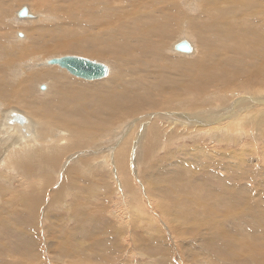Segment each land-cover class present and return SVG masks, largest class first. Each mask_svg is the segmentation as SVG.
<instances>
[{
	"label": "bare ground",
	"instance_id": "obj_1",
	"mask_svg": "<svg viewBox=\"0 0 264 264\" xmlns=\"http://www.w3.org/2000/svg\"><path fill=\"white\" fill-rule=\"evenodd\" d=\"M58 1L55 4L54 1L52 3L49 0L51 3L43 5L46 0H0V37H2V39L0 38V86L11 85L16 94H12L11 90L9 91L10 94L18 96V98L11 96L9 99L10 97L6 96L8 92L5 94L6 91L3 89L4 93L2 94L0 91V116H4L2 110L6 111L4 113L6 115L10 111L18 113L24 111L37 122L36 132L34 129L35 133L31 137L28 136V139L20 136L21 131L19 135H15L14 132H11L12 130L8 129V125L5 127L0 124V162L5 165L18 166L22 172L24 167L31 163H35L38 168L40 166L46 168L48 165L61 161L60 156L69 150H89L91 148L92 150L93 148L99 150L101 148L99 141L94 142L96 134L107 130L110 138H105L106 145L103 143L105 145L103 152L99 150L100 155L96 153L94 159L89 158L92 161L89 162V159H84L82 162L93 165L95 168L100 164L106 166L111 164L112 168L116 169L118 183L122 190H127L124 197L132 207L129 211L130 225L125 223L124 228L128 226L131 233L139 238L142 235L139 229H143V226H149L151 222L156 226V222L151 220V214L143 204V195L138 192L134 175L131 174L130 163H133L132 165L142 164L151 155L158 154V150L171 142H184L186 139L199 138L202 141L206 138L226 141L229 139L227 136L238 135L239 128H246L257 136L264 135V64H261V67L257 66V68L253 66L260 59L264 62V46L261 42L263 40L260 39L262 34L258 35V30L253 31L257 33L258 38L252 35L249 37V44L245 42L241 45L246 37L242 32L246 30L244 24L255 21L248 24H252L256 30L258 18L264 19V9L262 10L263 5L261 4L264 0H206L204 3L205 10L204 12L199 11L202 13L199 16L189 14L196 9V0H181V3L178 0H122L124 5H117L116 0ZM128 6L132 10H129ZM41 8H46L50 12L45 10L43 12ZM163 15L167 17H163ZM50 18L57 20V24L48 21L54 25L47 22L48 24L41 28L37 24ZM58 21L61 22L58 24ZM261 21L263 24V20ZM14 24L21 25L15 29ZM248 24L247 28L251 29ZM122 26L124 30L121 34L120 28ZM165 30L168 31V46L173 44V42L170 43L172 41L170 37L173 36V32L175 36V30L182 32L180 36L190 34L189 37L194 39L196 36V39L202 40V42H205L212 35L217 38L220 43L218 49L221 53L219 60L221 69L218 68L216 72L204 78L208 83L216 84L220 90L232 94L214 93L213 99L216 104L210 105L208 101L200 102L203 107L208 108L202 111L198 98L204 94L202 93L204 92L203 88H207V84L201 78L204 83L194 88L184 81L174 78L173 71L171 72L169 69L173 70L172 67H175L176 64L173 63L171 66L172 62L169 60L171 64L169 68L168 62H166L168 60L165 61L167 56H163L167 53H161L166 50L165 47L167 46L162 40V37L165 36ZM30 33L37 34V36H32ZM126 35H128V40L122 38L127 37ZM214 35H218V37ZM29 40L32 42L30 45L28 44ZM232 40L236 41V44ZM95 42L98 46H95ZM252 42L254 44L250 46ZM238 45L241 47L246 45L249 49L244 50ZM170 47L173 48L174 45H170ZM57 52L92 58L95 59V62L96 60H98L97 62L104 61L107 64L99 63L107 67V74L105 75L107 79L99 82H82L70 77L71 74L68 76V74L60 71L61 69L46 67L49 59L60 57L50 55ZM191 52L189 55L193 54L195 49L193 48ZM184 55L188 56L186 53ZM211 56L213 55L209 51L204 60L200 56V61H192L194 62L192 65L205 66V60ZM189 63L177 64L179 66H177L178 72L181 70L180 66L182 68ZM230 63H232L231 66H229ZM249 65L254 67L253 71L248 70L252 68ZM169 71L173 77L168 75ZM175 74L180 75V73L177 74V71ZM99 79L102 78L97 80ZM137 84L143 85L142 89L144 90L146 88L145 94H134L135 91L131 88L133 86V88H137ZM39 86L40 88L46 86V88L41 91ZM9 88H6L7 91ZM83 88L89 93V96L84 97V99L80 97L85 93L79 97L80 93L84 91ZM156 89L168 95L155 99L156 93H158ZM199 90L203 91L199 92ZM139 91L141 92V89ZM192 93L195 100L190 103L193 107L197 105L198 109L193 108V111L187 108L181 109V106L185 104L182 102L183 99ZM32 95H36V99L40 96L39 101L41 100L43 105H47L48 101L54 102L55 108L66 105L69 108H57V112L69 114L71 111L70 114L72 115L58 117L57 114L44 113L43 110H40L39 103L35 104L33 101L35 97L32 98ZM86 99L88 102L85 101ZM217 100L222 101L218 102ZM39 101L37 100V102ZM93 101L96 104L98 102L96 111H94L96 105L90 109L92 103L88 104ZM176 101H180L178 103L180 108H177V111L173 109ZM99 105H102L101 108ZM113 105H116V108H112ZM53 108L52 110H54ZM86 112L88 115L84 114ZM89 116L92 119H88ZM123 116L126 120L122 124L121 118ZM148 120L151 122L147 126ZM193 122L199 124L192 125ZM67 124H73V126ZM195 128L197 130L193 131ZM231 141L233 143L238 142L235 139ZM173 153L176 155V151ZM225 155L231 156L232 154ZM81 157L84 156L80 152L78 154L72 153L65 157V162H61L60 168H63L65 164L75 165ZM93 160L95 161L94 164L91 163ZM172 162L175 165L181 160ZM163 175L160 172L143 174L139 183L143 185L146 197L154 200L161 215L166 218L170 217L171 222H175L174 224L170 223V225L177 233L176 236L182 237L184 235L177 228L180 227L183 232L192 236L195 233L194 240L203 245L208 242L209 238L220 237L227 232L223 229L203 231V234L195 232L201 228L202 222L199 221L202 218L196 217L200 210L191 214L180 206V202H183V198L186 199V193L193 195H200L201 193L191 187L192 181L190 179L175 180L172 176H169L171 187L166 189ZM174 187L178 188V192ZM11 190L12 188H10L7 196V193H4L3 189L0 188L5 201L1 199V196L0 199L9 206L17 201V197L12 195ZM100 192V196H103L102 190ZM226 193L228 200H234L240 196L245 197L247 194L250 197L257 194L250 191L248 186H242L240 192L231 190ZM136 207H140L150 220L139 217ZM3 208L7 207L1 206L0 210ZM230 216L231 214H226L225 218ZM186 219L189 221L186 222ZM259 220L260 218H257V222L254 224H261L258 222ZM203 221L204 226L212 227L210 221L204 218ZM144 238L142 236V239ZM145 239L150 240L144 243L147 250L152 249L153 254L157 253L159 245H157L158 240L155 239V236L148 235ZM26 244L23 246L28 249ZM106 244L108 245V243ZM109 245L111 246V244ZM115 245L117 244H114V247ZM110 246L107 248L110 249ZM118 247L120 251L121 249L122 251L126 250L124 246L118 245ZM118 249L116 246V250ZM74 252L66 247H60L59 256H65L70 260L74 258ZM114 256L116 255L114 254ZM52 258L57 257L53 255ZM75 258L70 260L71 264H82L86 260V256Z\"/></svg>",
	"mask_w": 264,
	"mask_h": 264
},
{
	"label": "rangeland",
	"instance_id": "obj_2",
	"mask_svg": "<svg viewBox=\"0 0 264 264\" xmlns=\"http://www.w3.org/2000/svg\"><path fill=\"white\" fill-rule=\"evenodd\" d=\"M53 1L55 4L59 2L58 0H51L52 3ZM178 1L180 2L181 0ZM51 2L46 0L43 5ZM205 2L206 0H196V9L194 12H189V14H191V16H199L202 14L200 12H204ZM115 3L117 5H124L122 0H116ZM261 4L263 5V10L264 1L261 2ZM128 7L129 10H132L130 6ZM41 10L43 12H50L46 8H41ZM138 10H140L139 7ZM163 17L167 16L163 15ZM261 20H263V24ZM261 20L258 18L256 21L258 22L259 27H257L256 30H254L252 24H248L255 21H250L244 24L246 30L242 32L246 37L241 45L245 42L249 44V37L252 35H255L258 38V35L262 34L260 39L263 40L261 42L264 46V19ZM48 21H51L52 23L56 22L55 24H57V20H51V18L46 21H40L37 24L40 28L48 23L54 25ZM61 21H58V24ZM247 24L251 26V29L247 28ZM20 25L14 24L13 26L17 29ZM120 30L122 34L124 30L123 26ZM177 31L175 30V36L174 32L173 36L170 35L172 36L170 37L172 38L170 39L172 41L169 42H173V44H169V46L174 45L178 41L186 40L192 46L191 51L194 48L195 52L189 55V53H192L190 51L186 53L188 55L186 56L184 55L185 53H178L175 51L174 47L169 48L167 44L168 31L165 30V36L162 37V40L168 47L166 46V50H162L163 52L161 53H167L163 54V56H167L165 57V61L168 60L166 62H168L167 64L169 65V68L173 66V63L174 65L176 64L175 67H172L173 70L171 68L169 69L171 72L173 71V75H175L174 78L180 79V81H184L187 85L194 88L201 86L205 82L207 88H203L204 92H202L203 90H199V92L204 93L198 98L199 103L208 101L210 105H215L216 101L213 99L214 93L232 94L228 91L220 90L217 88L216 84L208 83L204 78L207 75L216 72L218 68L221 69L219 66L221 53L218 49L220 44L218 39L214 38L212 35V37L205 42H202V40L196 39V36L194 39L189 37L190 34H188V36H180L182 32L179 31L181 30L179 29V33ZM253 31H257L258 35ZM30 35L37 36V34L34 35L31 33ZM126 36L127 37L124 36L122 38L128 40V35ZM214 36L218 37V35ZM0 38L2 39V37ZM178 38L180 39L178 40ZM30 40L33 41L32 39ZM30 40L28 43L29 45L32 44ZM96 42L95 46H98ZM232 42L236 44V41L232 40ZM226 43L228 44L229 42L227 41ZM253 44L254 43L252 42L250 46H253ZM240 48L247 50L248 47L245 45L242 47L240 46ZM209 51H211L213 56H211L212 58L210 57L205 60V66L198 67L192 65L194 64L192 61H200L199 58L201 57V59L204 60ZM50 55L67 56L68 54L57 52ZM71 56L77 55L72 54ZM79 57L88 59V57ZM88 60L94 61L95 59L91 58ZM169 60L172 62V65L169 63ZM99 62L105 63L104 61ZM183 62L190 63L185 66L186 68L184 66L181 68L180 66L181 70L178 72L179 66L177 64ZM255 63L253 66L256 68L257 66L259 67L261 64H264L261 59ZM56 65L57 64H46V67L58 68L57 70L61 69L60 71L68 74V76L70 75L67 70L64 69V71ZM231 65L232 63H230L229 66ZM253 66L248 70L253 71ZM177 68L178 70H176ZM176 71L177 74L180 73V75H176ZM169 74L173 77L170 71L168 72V75ZM176 76L179 77L176 78ZM70 77L82 82H99L107 79V76L99 80H85L78 77L77 79L73 75H70ZM201 78H203L204 82L201 81ZM136 86L137 88H133V86L131 89L135 92L136 90L141 89V92L138 90L136 93L134 92L135 95L146 93V88L145 90L142 89L143 85L141 86V84H137ZM1 87L2 86H0V88ZM3 87L0 90L2 94L4 93V89V91H6L5 94L7 92L9 93L6 94V96L10 97L9 99H11V96L18 98L17 95L16 97L15 95L10 94V92L16 94L11 85L6 84ZM6 88H9L8 91ZM45 88L46 86L43 91ZM82 90L84 91L83 93H80L79 97L85 93V95L80 97L84 99V97L86 98L89 96V93L86 92V89L84 88ZM156 90L158 93H156L157 98L155 96V99L168 95L161 90ZM28 94L31 95V93ZM33 94L36 93L33 92ZM36 95H32V98L35 97V100L33 99V101H35V104L39 103V105H37L41 107L40 110H43L44 113L50 115L57 114L56 116L58 117L72 115L70 114L71 111L69 114L59 111L57 112V108L66 109V105L56 106L57 108H55L54 106L56 104L49 101L47 102V105H43L41 100L39 101L40 96L36 99ZM37 100L39 102H37ZM183 100L184 101L182 102L185 104L181 106V109L187 108L192 111L198 109L197 105L193 107L192 103H190L195 100L193 98V93L192 95L188 94V97ZM85 101L88 102L87 99ZM217 101L221 102L222 100ZM178 103H180V101H176V104H174L173 109L175 111H177V108H180ZM88 104H91L90 109H93V106L95 105L94 111L98 109V102L96 104V102L93 101ZM63 106L65 107L63 108ZM99 106L101 108L102 105ZM52 108L56 110L54 111ZM112 108H116V105H113ZM200 108L202 111L208 109L207 107H203L201 103ZM4 111L2 110L1 112L6 116V114H4L6 111ZM21 112L27 118L26 127L20 128L11 123H9L10 125L6 124L3 115V117L0 116V124L5 127L8 125V129L12 130L11 132H14L13 134L15 135H19V132L21 131L20 136L24 139L25 137L28 139V136L31 137L33 136V133L36 132L37 122L26 112ZM86 113L84 114L88 115V113ZM89 118L92 119L91 116H89L88 119ZM76 119H78V117H76ZM125 120L126 118L123 116L121 118V123H124ZM147 122L146 125L148 126L151 120H148ZM191 124L195 125L199 123L193 122ZM67 125L73 126V124ZM22 130H24V132H22ZM196 130L197 128L193 131ZM107 137L110 138L107 130H103L96 134L94 142L99 141L98 143H100L101 147L99 149L100 152H103L105 149H103V147L106 145L105 138L107 139ZM227 137H229V139L226 141L209 138L202 141V139L199 138L186 139L184 142H171L158 150V154L151 155L149 159L146 160L147 163L146 161L142 164L136 165L130 163L131 174L134 175L138 192L143 195V204L151 214V220L156 222V226L151 222L149 226H143V229H139L142 233L139 238L131 233L128 226L124 228L125 223L130 225L131 216L129 211L132 207H130L124 197L127 194V190H122L118 183L119 180L116 169H113L111 164L107 166L100 164L95 168L93 165H88L82 162L84 159H94L96 156L95 154L97 153L98 155L100 153L98 149L69 150L60 156L62 160L57 163L48 165L46 168L40 166V169L35 166V163L27 164L24 167L23 172L21 169H18L20 168L18 166L5 165L0 162V188L3 189L4 193H7V196L10 188H12V195L17 197L15 204L10 206L8 204L6 205L2 202V200L5 201V197H2L0 191L2 199H0V205L8 208L0 210V264H71L70 260H74L75 257L77 258L81 256H86V260L82 264H264V135L261 134L260 136H257L255 133L249 132L246 128H239L238 135L234 136L233 134ZM233 139L238 142L233 143L231 141ZM94 150L96 151L94 152ZM89 151L90 153H88ZM174 151H176V155L173 153ZM74 152L76 154L80 152L84 157L79 158L78 163L75 165L65 164L63 168H60L61 162H65V157ZM225 154L232 155L228 156ZM92 155L95 156L93 157ZM174 160H181V162L174 165L172 162ZM90 161L92 160L89 159V162ZM94 162L95 161L93 160L91 163L94 164ZM156 172L164 174L163 177L166 189L171 187L169 176H172L175 180L190 179L192 181L191 187L197 189L201 193L200 195L186 193V199L183 198V202H180V206L191 214L196 210H200L196 217L202 218L199 221L202 222L201 228L195 232L203 234V231L207 232L212 229H223L227 230V232L220 237L209 238L208 242L203 245L194 240V237L196 236L195 233L192 236L189 233L183 232L180 227L177 228L180 232L184 233V235L182 237L176 236L177 233L173 230V226L170 225V223L174 224L175 222H171L170 217L166 218L161 215L154 200H150L146 197L143 185L139 183L143 178V174L146 175L148 173ZM242 186H248L250 191L257 194L252 197L247 194L245 197L240 196L234 200L226 199V192L231 190L240 192ZM99 190H102L104 194L103 196H100L101 192ZM175 190L178 192V188H175ZM21 197H24V199H21ZM136 211L139 217L149 219L140 207H136ZM226 214H231V216L225 218ZM203 218L212 223L211 228L204 226ZM257 218H260L258 222L261 224L259 225L254 224V222H257ZM188 221L189 220L186 219V222ZM148 235L155 236V239L158 240L157 245H159V250L155 254H153L152 249H150V251L149 249L147 250V247L144 244L150 241L145 239ZM142 236L145 238L142 239ZM25 243H27L26 246L28 249L23 246ZM106 243H108V245ZM109 244H111V246ZM114 244L117 245L114 247ZM102 245H104L106 249ZM118 245L121 247L124 246L126 250L122 251L120 248V251ZM108 246H110V249L107 248ZM116 246L118 250H116ZM60 247H66L71 251H75L74 253L76 256L74 255V258L70 260L65 256H59ZM111 253H113L112 256H110ZM114 254L116 256H114ZM53 255L57 258L53 259Z\"/></svg>",
	"mask_w": 264,
	"mask_h": 264
},
{
	"label": "water",
	"instance_id": "obj_3",
	"mask_svg": "<svg viewBox=\"0 0 264 264\" xmlns=\"http://www.w3.org/2000/svg\"><path fill=\"white\" fill-rule=\"evenodd\" d=\"M191 48L192 46L186 40H181L174 44L175 51L181 53H188L191 51ZM47 64H57L60 68L67 70L71 75L85 80L103 78L107 74V67L105 65L79 56L67 55L53 57L48 60ZM40 89L43 90L44 86H41ZM4 119L6 124L11 123L20 128H24L27 125V119L16 111H10L4 116Z\"/></svg>",
	"mask_w": 264,
	"mask_h": 264
}]
</instances>
